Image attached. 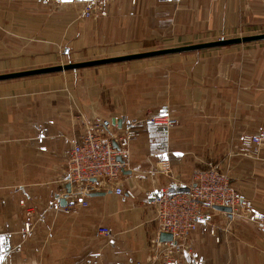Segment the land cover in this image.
I'll return each instance as SVG.
<instances>
[{
	"label": "crops",
	"instance_id": "0c3cea01",
	"mask_svg": "<svg viewBox=\"0 0 264 264\" xmlns=\"http://www.w3.org/2000/svg\"><path fill=\"white\" fill-rule=\"evenodd\" d=\"M80 9L0 0V74L264 30V0H110L108 15L93 18ZM157 114L178 123L138 125L119 179L135 198L101 181L91 192L103 194L82 206L84 198L70 193L67 165L83 121L118 117L126 128ZM261 129L264 40L1 80L0 264H166L164 246H152L158 223L151 197L163 185L190 182L208 164L264 215V144L257 151L241 145ZM101 226L111 234L99 233ZM194 259L264 264V229L215 211L180 255L181 264Z\"/></svg>",
	"mask_w": 264,
	"mask_h": 264
},
{
	"label": "built area",
	"instance_id": "2783aa9c",
	"mask_svg": "<svg viewBox=\"0 0 264 264\" xmlns=\"http://www.w3.org/2000/svg\"><path fill=\"white\" fill-rule=\"evenodd\" d=\"M109 1L45 0L46 3L56 7L65 3H79L81 4L80 15L83 18L107 16ZM117 121L118 117H115L114 121L109 118L83 121L82 136L79 141L72 144L67 165V180L72 185L70 193L84 198L80 202L82 206L89 205L87 198L101 181L114 184L118 195L126 194L128 197L135 198L134 191L124 189L119 179L128 163L126 157L130 142L140 134L138 125L146 122L172 127L178 123L177 119L169 114L149 116L126 128L119 127ZM241 144L244 147L262 146L264 129L254 134L244 135ZM163 173L173 177L169 165L163 167ZM151 198L158 223L157 236L152 240V246L154 249L159 245L164 246L166 264H181L180 255L186 252L190 234L198 228L201 221H206L213 216L215 211H221L216 209L215 205L229 206L233 217L245 216L260 229H264V215L254 210L252 201L238 193L229 175L216 164H208L204 168L197 169L188 183L177 180L170 185L159 187ZM21 202L24 203L23 200ZM29 229L30 225L26 223V230ZM162 232L171 233L173 239L160 241ZM210 232L216 240H220L215 225H212ZM99 233L109 236L111 230L106 226H101ZM193 264L203 263L194 259Z\"/></svg>",
	"mask_w": 264,
	"mask_h": 264
},
{
	"label": "water",
	"instance_id": "95a60500",
	"mask_svg": "<svg viewBox=\"0 0 264 264\" xmlns=\"http://www.w3.org/2000/svg\"><path fill=\"white\" fill-rule=\"evenodd\" d=\"M262 40H264V32L257 33V34L244 35V36L230 37V38H220L217 40L198 42V43L187 44V45L176 46V47L160 48V49H155V50L123 54V55L98 58V59H92V60H86V61H80V62H69L65 64H57V65L38 67V68H32V69H27V70H21V71L1 73L0 81L18 79V78H24V77H30V76H36V75H43V74H50V73H57V72H63V71H68V70H77V69L86 68V67L100 66V65L112 64V63H118V62H126V61H132V60L144 59V58H152V57L164 56V55H170V54H176V53H184V52L200 51L203 49L226 47V46H231V45L250 43V42L262 41ZM114 145L117 147L116 143H114ZM119 159L121 160V157H119ZM100 194H103V193L91 192L89 196H98ZM214 207L218 210L225 211L229 214H231L232 212V209L229 206L215 205ZM172 239H173V235L171 233L162 232L160 235L161 241H169Z\"/></svg>",
	"mask_w": 264,
	"mask_h": 264
},
{
	"label": "rangeland",
	"instance_id": "374dc122",
	"mask_svg": "<svg viewBox=\"0 0 264 264\" xmlns=\"http://www.w3.org/2000/svg\"><path fill=\"white\" fill-rule=\"evenodd\" d=\"M81 10V9H80ZM262 32H264V30L263 31H261V32H255V33H248V34H246V35H250V34H257V33H262ZM237 36H244V34H238V35H235V36H231V37H237ZM226 38H230V37H226ZM217 39H220V38H206V39H202L201 41H199V42H206V41H211V40H217ZM162 48H164V47H162ZM155 49H160L159 47H147V48H142V49H138L137 51H134V52H129V53H126V54H130V53H136V52H143V51H149V50H155ZM120 55H123V54H120ZM111 56H117L116 54H112V55H109V54H106V55H98V54H95V55H93V56H91V57H82V56H77V57H73V56H71V57H66L65 58V60L63 61V62H61V63H57V64H65V63H69V62H80V61H86V60H92V59H98V58H105V57H111ZM148 59V58H147ZM137 60H145V58L144 59H137ZM127 62H130V61H126V62H118V63H112V64H125V63H127ZM57 64H54V65H57ZM106 65H111V64H106ZM102 65H100V66H93V67H86V68H81V69H77V70H68V71H63V72H67V73H69V72H73V71H84V69H96V68H98V67H101ZM242 145V144H241ZM243 146V145H242ZM244 147V146H243ZM245 148H247V149H249V148H254V150L253 151H257V150H259V147H257V148H255V147H245ZM248 151L249 150H247V151H242V154L243 155H245V153H248ZM248 155V154H247ZM217 165V164H216ZM221 169V168H220ZM222 170V169H221ZM224 171V170H223ZM225 172V171H224ZM230 180H231V178H230ZM232 182V181H231ZM233 184V183H232ZM234 186V185H233ZM235 187V186H234ZM222 212H225V211H222ZM225 213H227V212H225ZM227 214H229V213H227ZM235 217H242V216H235Z\"/></svg>",
	"mask_w": 264,
	"mask_h": 264
}]
</instances>
